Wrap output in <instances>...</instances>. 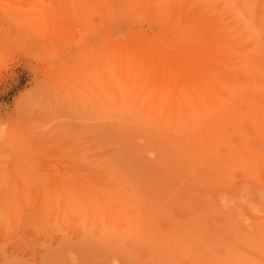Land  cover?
<instances>
[{
	"label": "rangeland",
	"instance_id": "rangeland-1",
	"mask_svg": "<svg viewBox=\"0 0 264 264\" xmlns=\"http://www.w3.org/2000/svg\"><path fill=\"white\" fill-rule=\"evenodd\" d=\"M229 45L264 88V0H0V264H264V107Z\"/></svg>",
	"mask_w": 264,
	"mask_h": 264
},
{
	"label": "bare ground",
	"instance_id": "bare-ground-1",
	"mask_svg": "<svg viewBox=\"0 0 264 264\" xmlns=\"http://www.w3.org/2000/svg\"><path fill=\"white\" fill-rule=\"evenodd\" d=\"M124 3V2H123ZM136 4V3H135ZM141 4V3H140ZM127 5V4H126ZM134 5V4H133ZM124 6H125V4H124ZM138 6V5H137ZM141 7V6H140ZM140 7H138V8H140ZM178 8V7H177ZM137 9V8H136ZM204 25H205V23H204ZM206 26V25H205ZM216 26V25H215ZM220 27V26H219ZM219 29V28H218ZM217 28H216V31L218 30ZM215 32V31H214ZM218 33H219V31H217ZM220 33H221V31H220ZM216 35V34H215ZM214 35V36H215ZM227 37H229V35H227V34H225ZM219 36H221L220 34H219ZM218 36V37H219ZM224 36V35H223ZM225 36V37H226ZM215 37H217V35L215 36ZM214 37V38H215ZM217 37V38H218ZM221 39H222V37H220ZM220 38H218L219 40H221ZM225 39V38H224ZM191 40V39H190ZM215 40V39H214ZM219 40H217L218 42H219ZM223 40V39H222ZM229 41H231V40H229ZM189 42V41H188ZM216 42V41H215ZM223 42H225V41H223ZM235 42H236V40H235ZM234 42V43H235ZM229 43V42H228ZM237 43V42H236ZM186 44V43H185ZM188 44V43H187ZM222 46L221 48L219 47V46ZM225 45H227L228 46V44L227 43H225ZM197 47V46H196ZM215 47L217 48L216 50H214L215 49ZM215 47L213 48V50L214 51H216L215 52V54L216 53H218V54H220V50L219 49H221L222 50V48H223V43L222 44H215ZM218 47H219V49H218ZM231 49H230V48ZM229 47L227 48V49H229V50H234L233 52H235L236 50L233 48L232 49V47H233V45L232 46H230L229 45ZM198 48V47H197ZM224 48H225V46H224ZM238 48V47H237ZM121 50V49H120ZM212 50V53H211V55L214 53V51ZM123 51V50H122ZM122 51H120V52H118V49H117V52L118 53H120V54H122ZM218 51V52H217ZM108 52V51H107ZM113 52L114 51H109L108 53H109V55H107L106 54V59H105V61H106V63H107V58H109V56L111 57V53H112V55H113ZM117 52H115V53H117ZM126 52V53H125ZM131 52V51H130ZM136 52V51H135ZM135 52H134V55H137V52H136V54H135ZM188 52V51H187ZM232 51L230 52L231 53V55H232V53H233ZM114 53V54H115ZM123 53H125V55L127 54V51H123ZM190 54V53H189ZM202 54V53H201ZM221 54H223V52H221ZM227 54H228V52H227ZM234 54L235 53H233V56H234ZM103 55V54H102ZM105 55V54H104ZM117 55V54H116ZM124 55V54H123ZM128 55H130V54H128ZM132 55V57L134 56L133 55V53L131 54ZM140 55H142V54H140ZM193 55V54H192ZM210 55V57L212 58L213 57V55L211 56ZM217 55V54H216ZM215 55V56H216ZM224 55V54H223ZM233 56H231V57H233ZM116 58L118 57V56H115ZM119 57H122L121 55L119 56ZM135 57V56H134ZM137 57H138V55H137ZM137 57H135V58H137ZM219 57H221V56H219ZM230 57V58H231ZM113 58L114 57H112V59L111 60H113ZM116 58L113 60V61H115L116 60ZM223 58V57H222ZM227 58V57H226ZM230 58H228V59H230ZM119 59V58H118ZM118 59L115 61V62H117L118 61ZM130 59V61L132 62V59H134V58H129ZM142 59V58H141ZM148 59V58H147ZM128 60V59H127ZM138 60V59H137ZM146 60V59H145ZM216 60V59H215ZM222 60V59H221ZM220 60V61H221ZM232 60V59H231ZM104 61V60H103ZM121 60H119L118 61V63L120 64L121 62H120ZM124 61H125V59H124ZM124 61H122V63L124 62ZM223 61V60H222ZM111 62V61H110ZM128 62H129V60H128ZM209 62V60L207 61V63ZM215 62V61H214ZM213 62V59H212V63H214ZM225 62V61H224ZM235 62H236V64L234 65V67H233V73H232V71H230L231 73L230 74H233V75H231L232 76V80L234 81L233 82V84H231V82H228V83H230L231 85H233V89L232 90H234V92H236L237 93V95H239V94H244V95H246V97L248 98V99H250V100H252L254 103H256V104H258V105H261V106H263L264 107V88H260L261 86H259L260 84H262V78H260L261 76V74L259 73V71H261V69H262V65H263V61L262 60H260V59H258V58H256L255 56H253V54L252 53H248V52H245V51H240V49L238 50V51H236V58H235ZM121 63V64H122ZM126 63H127V61H126ZM126 63H123V65H125ZM130 63V62H129ZM223 63V62H222ZM108 65H110L111 63H107ZM210 64V63H209ZM220 64V63H219ZM218 64V65H219ZM224 64V63H223ZM225 64H227V63H225ZM115 65V64H114ZM113 65V66H114ZM117 65V64H116ZM115 65V66H116ZM127 66L129 65L130 66V64H126ZM126 65L125 66H122V67H125V68H127L126 67ZM211 65V64H210ZM215 64H213V67H215L214 66ZM221 65V64H220ZM228 65V64H227ZM257 65H261L260 67L259 66H257ZM120 66V65H119ZM133 66V65H132ZM224 66V65H223ZM229 66V65H228ZM106 67V66H105ZM116 67H118V66H116ZM142 67V66H141ZM207 67V66H206ZM217 67V66H216ZM232 67V66H231ZM113 68V67H112ZM192 68V67H191ZM224 68V67H223ZM258 68H260V70H258ZM117 69V68H116ZM133 69V68H132ZM131 69V70H132ZM143 69H144V66H143ZM146 70H147V67L145 68ZM186 69V68H185ZM217 69V68H216ZM109 70V69H108ZM107 69H106V71H108ZM127 70H128V68H127ZM130 70V71H131ZM150 70V69H149ZM219 70H221V69H219ZM231 70V69H230ZM124 71V70H123ZM145 70H143V72H144ZM165 71V70H164ZM207 71H209V70H207ZM214 72H215V70H213ZM218 71V69L216 70V72ZM225 71V70H224ZM115 72V71H114ZM126 72H129V70L128 71H126ZM137 72H138V74H139V69L137 70ZM188 72V71H187ZM223 72V71H222ZM221 72V73H222ZM228 72V73H227ZM227 72H226V75H229V70H227ZM130 73V72H129ZM145 73V72H144ZM143 73V74H144ZM161 73V72H160ZM217 73H219V72H217ZM220 73V74H221ZM118 73H116V75H117ZM205 74H208L207 72L205 73ZM212 74V73H211ZM219 74V75H220ZM260 74V75H259ZM210 75V74H209ZM218 75V76H219ZM226 75H225V77H226ZM118 76H120V75H118ZM130 76H131V74H130ZM137 76V75H136ZM153 76V75H152ZM159 76V75H158ZM158 76L156 77L157 78V80H156V82L158 81ZM162 76V75H161ZM211 76V75H210ZM214 76V75H213ZM216 76V75H215ZM223 76V77H222ZM230 76V77H231ZM160 77V76H159ZM190 77V76H189ZM200 77V76H199ZM225 77H224V72L222 73V75L221 76H219V77H217L219 80H223V79H225ZM230 77H226V80L228 79V80H230ZM263 77V76H262ZM121 78H126V77H121ZM145 78V77H144ZM155 78V79H156ZM161 78V77H160ZM176 78V77H175ZM211 78V77H210ZM210 78H206V79H209L210 80ZM214 78H216V77H214ZM119 79V78H118ZM118 79H116L115 81H117ZM135 79V78H134ZM138 80H139V78H137ZM136 79V80H137ZM146 79H147V77H146ZM150 79V78H149ZM148 79V80H149ZM199 82H200V78L198 79V78H196ZM205 79V78H204ZM211 79H213V78H211ZM108 80H110V79H108ZM108 80H106V81H108ZM142 80V79H141ZM161 80V79H160ZM160 80H159V84H161L160 83ZM168 80V79H167ZM213 80H215V79H213ZM123 81H125V80H123ZM154 81V80H153ZM169 81V80H168ZM210 81H212V80H210ZM217 81V80H216ZM161 82H163V80L161 81ZM165 82H167L166 80H165ZM164 82V83H165ZM173 82V81H172ZM172 82L170 81V86H169V88L171 87V86H173V84H172ZM222 82V81H221ZM109 83V82H108ZM147 84H148V82H146ZM163 83V84H164ZM207 83V82H206ZM217 83H219V82H217ZM119 84V83H118ZM125 84V85H124ZM129 84H130V82H129ZM131 84H133V83H131ZM154 84V83H153ZM159 84H157V85H159ZM168 84H169V82H168ZM176 84V83H175ZM175 84H174V86H175ZM215 84H216V82H215ZM114 84H112V86H113ZM120 85V84H119ZM124 87H123V86ZM122 85H121V87L123 88V90L122 91H127V89H128V92H130L129 91V87L131 86L132 87V85H129L128 86V82L127 83H122ZM136 85H137V87L136 88H138L139 87V85L137 84V82H136ZM141 85V84H140ZM150 85V84H149ZM148 85V86H149ZM154 85H156V83L154 84ZM162 85V84H161ZM185 85V84H184ZM212 85H213V81H212ZM219 85V84H218ZM112 86H110V87H112ZM115 86V85H114ZM125 86H127L126 87V89H124L125 88ZM145 86V85H144ZM144 86L143 85H141L140 87H143L144 88ZM152 86V85H151ZM165 86V85H164ZM225 86H227V85H225ZM117 89H119V86L117 85ZM120 87V88H121ZM135 87V86H134ZM134 87H132V88H134ZM139 87V88H140ZM156 88H157V86H155ZM163 87V86H162ZM185 87V86H184ZM188 87V86H187ZM190 87H191V85H190ZM190 87H188V88H190ZM231 87V86H230ZM115 88V87H114ZM135 88V89H136ZM138 88V89H139ZM146 88H148V87H145L144 88V90L146 89ZM151 88V87H150ZM149 88V89H150ZM168 88V87H167ZM166 88V89H167ZM213 88H215V89H217L218 87H212V90L213 91H215V89H213ZM225 88H227V87H225ZM108 89V88H107ZM116 89V90H117ZM136 90L135 92L137 93L138 91V94H134V95H136L135 97L137 98L140 94H143V92H144V90H142V89H139V90ZM153 86H152V88L150 89L151 91H153ZM161 89V88H160ZM221 89V88H220ZM219 89V90H220ZM109 91H111L110 89H108ZM140 90H142V93H141V91ZM148 91V93H149V95L151 94V91ZM165 90V89H164ZM170 90H171V88H170ZM181 90H184V89H181ZM181 90H180V92H181ZM188 90V92H190L189 91V89H187ZM187 90H185V92H187ZM191 90V89H190ZM211 90V91H212ZM224 90V89H223ZM226 90H228V89H226ZM120 91V90H119ZM161 91V90H160ZM173 91H174V88H173ZM173 91H172V93L170 92L169 94H173L174 95V93H175V91H174V93H173ZM121 92V91H120ZM133 90L131 91V93H132V95H133ZM153 92H156L155 91V89H154V91ZM164 92V91H163ZM165 92H167V91H165ZM169 92V91H168ZM179 92V90H178V93H180ZM188 92H187V94H188ZM223 92V91H222ZM222 92H220V94L222 93ZM226 92V91H225ZM234 92H232V94H236V93H234ZM146 93L147 92H145L144 93V95L143 96H145L146 95ZM160 94H158V96L159 97H165L167 94H161V92H159ZM183 93V92H182ZM192 93V92H191ZM190 93V94H191ZM213 93V92H212ZM102 94V93H101ZM152 94H154V93H152ZM156 94V93H155ZM154 94V95H155ZM181 94V93H180ZM184 94V93H183ZM193 94H195V92H193ZM219 94V93H218ZM231 94V95H232ZM99 95V94H98ZM122 95V97H123V93L121 94ZM148 95V96H149ZM161 95V96H160ZM172 95V97H174ZM184 95H186V94H184ZM189 95V94H188ZM192 95V94H191ZM224 95V94H223ZM103 96V95H102ZM113 96H114V98H115V95H114V91H113ZM143 96H139L140 97V99L143 97ZM147 96V95H146ZM145 96V97H146ZM158 96H156L157 98H158ZM178 96V95H177ZM233 96V95H232ZM156 97H154L153 98V95L151 96V102H149V104L150 103H152L153 104V99H155ZM167 97V96H166ZM176 97V96H175ZM181 97H183V96H181ZM190 97V96H189ZM193 97V96H192ZM233 97H236V96H233ZM116 98L118 99H121L120 97H119V95H118V97L116 96ZM168 98H169V96H168ZM185 98V97H184ZM188 98V97H187ZM116 99V100H117ZM135 99V98H134ZM164 99V98H163ZM163 99H158V100H156V101H158L159 103H161V106L163 107V105H165L166 106V104L167 103H165V104H163ZM174 99V98H173ZM105 101L107 100V99H104ZM161 102H160V101ZM186 100V99H185ZM193 100V99H192ZM104 101V102H105ZM118 101V100H117ZM168 101H169V99H168ZM171 101H172V99H171ZM171 101H170V103H171ZM176 102H178V100L176 99L175 100ZM181 101V100H180ZM189 101V100H188ZM108 104H109V102H108V100L106 101ZM135 102V101H134ZM139 102V101H138ZM157 102V103H158ZM173 102V101H172ZM147 103V102H146ZM158 103V104H159ZM169 103V104H170ZM180 103V102H179ZM186 103H187V101H186ZM107 104V105H108ZM149 104H145L146 106L147 105H149ZM158 104H156V102H155V104H153L152 106L151 105H149V106H151V108H155L156 106H158ZM169 104L167 105L168 107H169ZM183 104V103H182ZM196 104V103H195ZM156 105V106H155ZM173 105V104H172ZM174 107H176V104L174 103ZM197 105V104H196ZM155 106V107H154ZM180 106H181V104H180ZM185 106V105H184ZM148 107V106H147ZM167 107V108H168ZM166 108V113H167V111H168V109ZM177 108V107H176ZM156 109V111L158 112V109H157V107L155 108ZM161 109V108H160ZM170 109V108H169ZM185 109H186V107H185ZM190 109V108H189ZM152 110V109H151ZM173 110V109H172ZM164 111H165V109H164ZM174 111V110H173ZM152 112H153V110H152ZM184 112H185V110H184ZM164 113V112H163ZM170 114V113H169ZM162 115H164V114H162ZM167 115H168V113H167ZM165 116V115H164ZM174 116V115H173ZM187 118V117H186ZM188 119V118H187ZM112 196H110L108 193H106L105 191H102V190H100V189H98L97 187H96V185H92V186H89V188H88V190L85 192V198H81V197H79L78 199H77V201H78V203L80 204V205H85L86 207H89L91 210H93V211H96V212H98L103 218L104 217H106V216H115V217H117V216H119L120 215V209L116 206V204H115V202H114V200L111 198ZM88 208V209H89ZM112 218V217H111ZM130 221V220H129ZM136 221V220H135ZM132 224H133V221L131 222Z\"/></svg>",
	"mask_w": 264,
	"mask_h": 264
}]
</instances>
